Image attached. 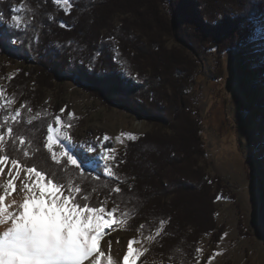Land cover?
<instances>
[{
  "label": "rangeland",
  "instance_id": "1",
  "mask_svg": "<svg viewBox=\"0 0 264 264\" xmlns=\"http://www.w3.org/2000/svg\"><path fill=\"white\" fill-rule=\"evenodd\" d=\"M200 1L163 4V11L168 18L171 10L180 17L177 26L190 38L199 33L193 12L216 24L238 11L229 0H203L213 11L207 17ZM25 2L29 0L12 2L9 13L0 9L5 17L0 29H10L12 15H20L24 26V13L32 19ZM13 7L21 10L13 13ZM125 17L115 15L106 21L97 11H85L74 29L48 28L36 37L34 44L42 54L51 47L62 55L56 60L63 76L47 70L44 58L16 56L21 44L16 36L8 42L14 54L0 52V196L14 194L21 205L25 197L39 195L40 185L51 187L45 173L3 151L9 145L23 159L42 153L60 166L61 198L75 200L82 211L95 209L89 215H99L105 224L95 241L99 257L92 264H122L131 252L137 264H264L259 211L255 223L242 194L254 183L264 191V12L253 20L255 36L239 48L227 26L223 25L225 32L209 33L193 82L184 91L186 109L181 117L172 112L164 123L149 121L121 104L117 98L127 91L104 76L136 82L143 67L135 65L134 73L123 68V59L133 55L127 57V47L121 52ZM231 42L235 44L230 46ZM167 45L171 48L174 40L168 39ZM42 133L53 136L51 152ZM105 135L108 141L103 140ZM64 152L76 164L69 163ZM106 166L111 176L104 172ZM144 180L156 186L152 193L161 187L160 181L186 180L188 186H172L161 190V197L142 199ZM141 209L154 216L172 209L178 218L172 217L165 228L167 222L146 220ZM178 222L190 223L179 237L170 233ZM159 224L164 225L155 231ZM154 250L164 252L165 259L154 258Z\"/></svg>",
  "mask_w": 264,
  "mask_h": 264
},
{
  "label": "trees",
  "instance_id": "2",
  "mask_svg": "<svg viewBox=\"0 0 264 264\" xmlns=\"http://www.w3.org/2000/svg\"><path fill=\"white\" fill-rule=\"evenodd\" d=\"M14 1L0 0V9L9 13L10 5ZM229 1L236 5L238 9L237 14L234 18L226 15L216 24L205 22L202 18L198 17V14L193 12L194 21L199 28V33H196L195 37L191 36L190 38L182 26H177L178 24L180 25V17L171 10L169 13L170 17L168 18L163 11V4L169 6L170 3H176L179 0H71V7L67 13L64 10L65 5L62 3L57 4L55 0H29V3L25 2L24 6L26 11L32 9V12H30L34 16L31 19L29 14L24 13L23 19L26 22V27L17 35H15L12 29H0V34H2L0 36V52L2 51L13 55L14 53L8 42L16 36L21 43L16 56L27 58L32 55L37 60L44 58L46 63H43V65L47 70L52 71L55 76H63L64 73L60 72L61 69L59 67L61 63L56 60L59 56L62 59V55L55 54L51 47H49L51 50L47 48L48 51L42 54L41 49H36L34 44L36 37L39 39L48 28L53 29L54 27L57 29L61 24L64 25L63 27L61 26L63 29H74L80 20L82 12L85 11H97L106 21H110L115 15L126 14L128 17L123 18V25L120 28V40L123 43L121 52L123 51L125 53L128 48L129 50L126 51L127 57L130 56V53L134 56L132 55L131 58L123 59V68L128 73H134L135 65L141 64L143 67L140 68V74L136 82L120 80L113 74H104V76L108 78L111 76L110 79L113 84L116 82L120 88L127 91L128 95L125 93V97L117 98L121 104L132 109L136 114L149 121L164 123L168 122L171 118L172 112L174 116L181 117L180 115L186 109L184 91L193 82V76L198 68L199 59L204 52L203 44L211 37L209 33H218V29L220 31L221 29L224 30L225 27L223 25L227 26V30L231 34L230 38L232 39L233 37L236 39V45L234 46L237 48H239V44L246 43L250 40V37L253 38L255 36L256 28L253 20L264 12V0ZM200 2L204 9V15L207 17L211 16V12L213 11L207 8V2L203 0ZM218 9L223 10L224 7L222 8L220 5ZM50 12L52 13L50 14ZM242 27L245 30H242ZM223 30L222 32H225ZM166 38H172L174 40V45L171 48L168 47V39ZM233 43L231 42L230 46ZM221 46L219 45L220 48ZM190 49L192 51L188 53L187 50L189 51ZM71 65H73V62ZM92 66L95 67L97 65L93 64ZM74 73L77 74L76 72ZM92 74L89 73L87 75L90 77ZM114 85L116 86V84ZM129 94H133L134 96ZM30 130L33 132L36 131L34 127ZM39 137L36 135V141L40 140ZM41 138H44V141L47 140L44 133H42ZM143 142H145L144 139ZM136 143L133 145H137ZM13 151L14 149L8 145L3 152L8 157L20 160L26 167L35 168L45 173L54 183H61L57 177L60 172V166L50 160L46 155L42 153L39 155L38 153L35 157L23 159ZM172 180H167L166 184H164V181H160L161 187L155 193H152V191H155L156 186L154 187L152 182L149 183L144 180L142 186H140L142 189L141 193H139L140 197L146 199L148 195L150 196L152 194H158V197H161L162 192L160 191H163V189L166 190L172 186L175 188L182 186L183 189H186L188 186L184 182L186 180H177L175 182ZM172 192L175 193L177 190ZM172 192L170 193L172 194ZM141 210L146 220L150 219L155 221L154 219H156V221L167 222L168 224H163L165 228L167 226L169 227L170 219L176 216V213L172 209H165L161 213H158L159 215L157 216H154L153 213L147 214V211L144 209ZM196 210L195 213L198 211ZM186 217L189 219V214ZM175 218L177 219L178 217ZM179 222L173 226L175 228L174 231H172L173 229L170 231L171 235L175 233L179 237L181 231L188 230L190 223ZM163 225H155L154 230L156 231L158 228H162ZM146 228L143 226L144 230ZM163 253L155 252L154 250L151 254L156 259H165Z\"/></svg>",
  "mask_w": 264,
  "mask_h": 264
},
{
  "label": "snow or ice",
  "instance_id": "3",
  "mask_svg": "<svg viewBox=\"0 0 264 264\" xmlns=\"http://www.w3.org/2000/svg\"><path fill=\"white\" fill-rule=\"evenodd\" d=\"M55 3L64 4L66 13L70 10L71 0H55ZM21 9L13 7L11 11L16 13ZM4 20L5 17L0 14V22ZM10 20L14 23L8 27L15 32H21L26 27L20 15H12ZM48 132L51 133L52 128H49ZM47 139V148L51 152L53 136L49 134ZM108 139L106 135L103 137L104 141ZM104 147L105 152L110 150L107 145ZM61 155H66L69 163L76 164L72 155L67 152ZM53 159H56L54 152ZM104 172L108 176L112 175L107 166ZM36 175L41 181L44 180L40 172L37 171ZM48 184L51 185L50 188L39 186L41 190L38 196L25 197L15 214L6 212L0 206V226L4 228L0 231V264H84L92 257L95 241L100 238L105 224L100 222L99 215H89L94 213L95 209L86 208L82 211L81 205L75 200L69 203L70 197L61 198V188L58 184L51 180ZM31 191L34 192L35 189ZM3 199L0 196V202ZM103 211L104 209H100L101 213ZM128 259L127 255L124 256L125 261Z\"/></svg>",
  "mask_w": 264,
  "mask_h": 264
},
{
  "label": "bare ground",
  "instance_id": "4",
  "mask_svg": "<svg viewBox=\"0 0 264 264\" xmlns=\"http://www.w3.org/2000/svg\"><path fill=\"white\" fill-rule=\"evenodd\" d=\"M238 187H240L238 185ZM244 187V186H243ZM263 193V187L258 183L248 184L247 188L242 190V194L247 202L249 208V215L253 222L258 223V211L261 204V198ZM4 198L2 202H0V206H2L6 212H11L15 214L17 209L19 208L20 200L17 199L18 196L14 194H8L7 196H3ZM4 230L3 226H0V231ZM97 251V242H95V251L93 252V257L85 262L84 264H92L93 260L99 257ZM129 259L127 261L124 260L122 264H137V260L133 256V252L128 255Z\"/></svg>",
  "mask_w": 264,
  "mask_h": 264
},
{
  "label": "water",
  "instance_id": "5",
  "mask_svg": "<svg viewBox=\"0 0 264 264\" xmlns=\"http://www.w3.org/2000/svg\"><path fill=\"white\" fill-rule=\"evenodd\" d=\"M259 215H260L261 225L264 229V191L262 193L261 204L259 207Z\"/></svg>",
  "mask_w": 264,
  "mask_h": 264
}]
</instances>
